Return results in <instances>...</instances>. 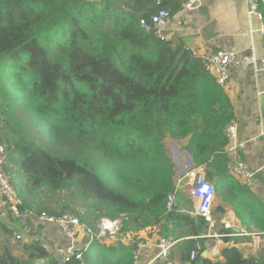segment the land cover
Returning a JSON list of instances; mask_svg holds the SVG:
<instances>
[{
	"label": "trees",
	"instance_id": "1",
	"mask_svg": "<svg viewBox=\"0 0 264 264\" xmlns=\"http://www.w3.org/2000/svg\"><path fill=\"white\" fill-rule=\"evenodd\" d=\"M182 3L0 0V143L15 152L9 162L28 189L74 191L84 217L121 219L124 236L149 228L178 240L171 264H264V247L257 255L232 246L221 251L222 260L201 257L204 220L166 208L178 178L166 146L172 140L193 167L206 169L242 228L264 239V199L226 174L223 131L234 119L228 96L203 58L140 26L159 9L176 13ZM259 11L264 23V6ZM10 237L0 222V264L46 257L36 243L21 245L26 259L15 256ZM137 242H93L85 264H133Z\"/></svg>",
	"mask_w": 264,
	"mask_h": 264
},
{
	"label": "built area",
	"instance_id": "2",
	"mask_svg": "<svg viewBox=\"0 0 264 264\" xmlns=\"http://www.w3.org/2000/svg\"><path fill=\"white\" fill-rule=\"evenodd\" d=\"M200 1L183 0L179 11H195L200 6ZM244 1L247 5L248 15L262 20L259 6H264V0ZM171 17L172 15L167 10L159 9L149 19H141L139 23L144 31L152 33L158 39H164L161 29ZM204 62L209 75L221 87H224L228 82L229 68L239 73L252 69L264 75V58L257 60L254 55H243L232 50H220L213 56L205 57ZM223 132L226 137V146L224 148L226 174L238 180L247 181L251 179L253 173L239 159V152L245 148L247 143H252L256 139H260L264 143V130L256 137L240 141L238 139V130L233 120L225 126ZM5 152V146L0 143V221L6 220L4 223L11 229L13 240L21 242L28 237L27 240L30 239L32 243L38 244L46 253L44 264H69L74 261L78 262V264H85L84 254L87 250V244L81 243L80 234L85 232L89 237L90 230L84 227L74 214L62 213L53 215L46 212L38 213L24 208L22 201L16 197L8 180L5 170ZM198 177L199 179L196 182ZM215 198V186L208 180L206 169L199 166L190 168L181 179L177 180L174 192L168 195L166 201L167 209H175L180 215L200 217L204 220L207 229L199 238L207 241L213 240L214 242L210 245L206 241L205 246L207 248L204 249L201 257L211 261L219 256L223 249L229 247V244L223 241V238L228 235L221 233L214 218ZM107 225H112L115 228L109 232V235L113 238L119 232V229L115 226V223H111L109 220L101 221L99 225L100 233L108 231ZM51 232H60L67 243L60 255L50 252L47 247L45 238ZM244 235L251 242L252 254L257 255L263 248L261 235L257 232H248ZM128 240L131 239L128 238ZM177 242L178 240L159 236L155 240L139 239L132 254L133 264H140L141 255L147 248H155L156 253L145 264H171L169 261L170 252ZM122 243L124 242L122 241ZM194 258L195 254L193 253L191 260Z\"/></svg>",
	"mask_w": 264,
	"mask_h": 264
},
{
	"label": "crops",
	"instance_id": "3",
	"mask_svg": "<svg viewBox=\"0 0 264 264\" xmlns=\"http://www.w3.org/2000/svg\"><path fill=\"white\" fill-rule=\"evenodd\" d=\"M179 10L172 14L161 29L164 39L180 40L183 47L190 50L196 57L203 59L213 56L220 50L254 55L257 60L264 58V23L255 16L248 15L244 0H201L200 6L195 11L180 12ZM228 76V82L222 88L231 103L238 139L245 141L256 137L264 130V75L252 69L239 73L229 68ZM239 159L253 173V177L247 181L234 177L233 179L241 186H246L252 198L264 199V143L260 139L247 143L239 152ZM192 167L193 165H189L187 170ZM177 176L178 180L181 172ZM210 181L214 184V181ZM214 218L220 231L226 229L230 232L229 236L225 237L228 240H235L236 237L245 236L244 234L248 233L242 228L230 203L217 196L214 203ZM5 221L3 219L0 222L9 231L11 236L9 242L17 246L16 249L14 248V255L25 259L27 253L23 251L21 245L25 243L29 245L32 243L31 240H27V237L20 244H16L17 242L12 238L11 229L7 227ZM144 235H148L144 238L157 236L154 229H150V232L147 231ZM80 239L82 244H87L89 237L82 232ZM45 241L50 252L57 255H60L67 245L60 232L48 233ZM213 242L208 240L207 244L211 245ZM261 242L264 247V240ZM228 244L229 247L238 248L244 256L253 255L249 238L245 242L237 244L229 242ZM155 253V248H147L142 253L139 263L145 264ZM216 260H222L220 254L212 261Z\"/></svg>",
	"mask_w": 264,
	"mask_h": 264
},
{
	"label": "rangeland",
	"instance_id": "4",
	"mask_svg": "<svg viewBox=\"0 0 264 264\" xmlns=\"http://www.w3.org/2000/svg\"><path fill=\"white\" fill-rule=\"evenodd\" d=\"M36 141L41 144V141H38V140ZM166 146L168 148L169 156L172 157L173 161L175 162L177 166V170H178L177 174L181 172V176L179 177L180 179L185 175L187 167H189V165H192V162L190 161L187 154L182 153L180 151L179 146L175 141L167 140ZM44 147L47 149H54L50 144L44 145ZM57 150H58V147H57ZM15 156L16 154L14 151L7 150L5 152L4 158L6 162L5 170L7 172V177L13 188V192L15 193L16 197L20 199L22 203L25 201H29L32 203L31 208H30L31 210H34L35 212L36 211L46 212V213L53 214V215H57L59 213H71L75 215V213L78 212L80 217L86 221V222H81L80 220L81 224L87 229L92 231V232L90 231L92 233V238L96 237L95 238L96 240L100 242H104L106 244L109 242H113L110 244H116L117 242H122V241L125 244H128L131 241V240H128V238L132 239V237H135L137 240L139 239L152 240V239H156V237L158 236V235L155 236V238L154 237L150 238V236L149 238H144L148 236L144 234H146L147 231L150 232V229L146 228L147 230L146 229L140 230L134 233V235H128V236H124L122 234H119L118 232L116 236L111 238V236L109 235V232L115 229L114 227H112V225H107V228H108L107 232L105 231V233H100L101 230L99 228V225L101 224L102 220H107V219L98 218L97 220L92 221L89 218L87 219V217H84L83 209L85 208L84 207L85 205L82 207L83 203L80 201L79 197L76 195L74 191L63 190V191L52 192L48 188H41V189H34V190L28 189L29 185L26 182L25 178H23V174L17 171L16 166H14L13 163L9 162V160L14 159ZM80 217L78 218L80 219ZM121 221H122L121 219H116L115 221H110V222L115 223L116 224L115 226H117L118 229L120 230ZM261 240H264V239H261ZM262 247H263V244H262Z\"/></svg>",
	"mask_w": 264,
	"mask_h": 264
},
{
	"label": "clouds",
	"instance_id": "5",
	"mask_svg": "<svg viewBox=\"0 0 264 264\" xmlns=\"http://www.w3.org/2000/svg\"><path fill=\"white\" fill-rule=\"evenodd\" d=\"M76 216V215H75ZM80 220V219H79ZM89 230V229H88ZM90 237H91V240H90ZM96 238V237H95ZM95 238H92V233L90 232V236H89V239L87 241V250L84 254V260H85V255L88 253V251L90 250V246L93 244V242H99V243H104V242H100L98 240H96ZM90 241V243H89ZM86 245V244H85Z\"/></svg>",
	"mask_w": 264,
	"mask_h": 264
},
{
	"label": "water",
	"instance_id": "6",
	"mask_svg": "<svg viewBox=\"0 0 264 264\" xmlns=\"http://www.w3.org/2000/svg\"><path fill=\"white\" fill-rule=\"evenodd\" d=\"M198 179H199V177L196 179V182H197ZM196 182H195V184H196ZM44 261H45V259L38 260V261L36 262V264H42Z\"/></svg>",
	"mask_w": 264,
	"mask_h": 264
}]
</instances>
